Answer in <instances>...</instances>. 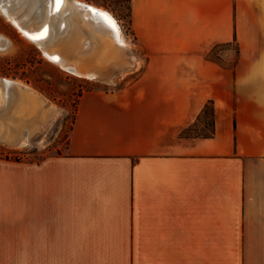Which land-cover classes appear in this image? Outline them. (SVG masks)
<instances>
[{"label": "crops", "instance_id": "1", "mask_svg": "<svg viewBox=\"0 0 264 264\" xmlns=\"http://www.w3.org/2000/svg\"><path fill=\"white\" fill-rule=\"evenodd\" d=\"M131 29L130 93L84 94L65 152L0 163V264H264V0H131ZM235 38L233 67L208 58ZM209 100L215 135L183 136Z\"/></svg>", "mask_w": 264, "mask_h": 264}, {"label": "rangeland", "instance_id": "2", "mask_svg": "<svg viewBox=\"0 0 264 264\" xmlns=\"http://www.w3.org/2000/svg\"><path fill=\"white\" fill-rule=\"evenodd\" d=\"M82 1L110 11L119 21L125 41L124 46L117 45L109 34L102 35L93 44L94 41H90L85 62L89 67L97 68V78L81 77L49 61L35 43L26 39L9 23L0 9V35L4 38H0V77L18 80L30 86L46 100L48 108L47 117L39 121L34 130L24 129L23 136L28 137L27 144L14 145L0 137V163L41 160L48 155L65 152L81 97L88 92L129 94L144 73L148 60L131 29L130 0ZM12 3L10 8L25 17L27 25L38 27L40 22H44L40 14L45 10L44 1H36L32 12L30 5L24 6L18 0ZM72 12L68 15L69 25L74 14ZM83 24L91 26L86 22ZM65 33L68 32L56 31L46 46L63 44L68 36ZM88 37L84 33L83 44L90 39ZM60 47L62 49V45ZM231 50H238L235 43L218 47L213 55L220 63L233 67L236 56H226ZM100 252L106 255L131 254L130 249H100Z\"/></svg>", "mask_w": 264, "mask_h": 264}, {"label": "bare ground", "instance_id": "3", "mask_svg": "<svg viewBox=\"0 0 264 264\" xmlns=\"http://www.w3.org/2000/svg\"><path fill=\"white\" fill-rule=\"evenodd\" d=\"M22 5H30V11H34L36 1H44V11L42 14V21L38 27L27 25L25 17L13 11L10 5H13V0H0V9L5 14L9 23L26 39L35 43L43 52L49 61L59 65L68 70L71 66V61L77 52L84 49V33L88 35L89 42L95 43L102 38V35L109 34L113 37L117 45L124 46L125 41L122 36L119 21L108 10L96 4H92L82 0H18ZM84 7L86 10L80 8ZM51 10L57 12L59 15L52 18L49 17ZM72 13L71 24L69 25L68 15ZM39 13V12H38ZM104 14L116 22V34L111 31L103 22H96L91 15ZM41 21V20H40ZM88 23L91 26H85L83 23ZM45 25H47L45 27ZM67 28L63 30V26ZM43 27L44 30L40 31ZM89 31H87L86 30ZM65 33L68 35L63 41L62 49L60 45L47 47L46 44L50 42L55 32ZM84 31V33H83ZM90 33V34H89ZM64 34V35H65ZM34 37H37L34 39ZM46 37L43 40L40 38ZM0 38L4 39L2 35ZM104 39V38H103ZM3 41V40H2ZM2 47L0 46V49ZM97 49V48H96ZM107 49V48H106ZM85 52V51H84ZM88 54V52H87ZM94 58V57H93ZM88 64V63H87ZM48 115V108H46V100L36 90L30 86L23 84L18 80L0 77V137L7 140L11 144H27L28 137L23 136V131L27 128L32 131L38 125V122L45 119Z\"/></svg>", "mask_w": 264, "mask_h": 264}, {"label": "trees", "instance_id": "4", "mask_svg": "<svg viewBox=\"0 0 264 264\" xmlns=\"http://www.w3.org/2000/svg\"><path fill=\"white\" fill-rule=\"evenodd\" d=\"M130 11H131V0H130ZM131 17V14H130ZM131 24V23H130ZM235 44L237 43V38H235L234 42ZM228 45V44H226ZM223 45H218L216 46L211 53L208 55V58L210 60H214L218 63H220L219 61H217L214 57V51ZM238 46V45H237ZM238 52H240L239 50V46H238ZM222 64V63H220ZM216 133V113H215V105H214V101L213 100H209L205 107L203 108L201 114L198 116L197 120L195 123H193L192 125H190L189 127H187L182 135L186 136V137H192V138H210L213 137Z\"/></svg>", "mask_w": 264, "mask_h": 264}, {"label": "water", "instance_id": "5", "mask_svg": "<svg viewBox=\"0 0 264 264\" xmlns=\"http://www.w3.org/2000/svg\"><path fill=\"white\" fill-rule=\"evenodd\" d=\"M81 9L86 10L84 7H81ZM59 15V10L57 12H54L53 10H51V13L49 15L50 18L54 17V16H58ZM91 17L96 21V22H103L105 25H107V27L113 31L114 34H116L117 32V24L116 22L113 20V18L104 15V14H97V15H91ZM47 25H45L46 27ZM43 27L40 31L41 32L44 30ZM63 30H65L67 28V25H64ZM46 37H42L40 38V40L45 39ZM90 46V42L89 40H87L84 44V49L80 50V52H77L76 55L74 56V58L71 61V66L69 67L68 71L73 72L74 74H77L81 77H88V78H97L98 77V70L96 67L93 66H87L86 64V55H87V48ZM85 51V52H84Z\"/></svg>", "mask_w": 264, "mask_h": 264}, {"label": "snow or ice", "instance_id": "6", "mask_svg": "<svg viewBox=\"0 0 264 264\" xmlns=\"http://www.w3.org/2000/svg\"><path fill=\"white\" fill-rule=\"evenodd\" d=\"M60 2V0H57V3H59ZM37 37H34V39H36Z\"/></svg>", "mask_w": 264, "mask_h": 264}]
</instances>
